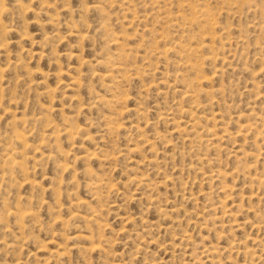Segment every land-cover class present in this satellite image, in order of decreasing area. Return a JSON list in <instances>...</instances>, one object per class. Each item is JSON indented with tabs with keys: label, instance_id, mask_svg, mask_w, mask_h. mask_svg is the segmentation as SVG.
<instances>
[{
	"label": "rangeland",
	"instance_id": "1",
	"mask_svg": "<svg viewBox=\"0 0 264 264\" xmlns=\"http://www.w3.org/2000/svg\"><path fill=\"white\" fill-rule=\"evenodd\" d=\"M0 264H264V0H0Z\"/></svg>",
	"mask_w": 264,
	"mask_h": 264
},
{
	"label": "bare ground",
	"instance_id": "2",
	"mask_svg": "<svg viewBox=\"0 0 264 264\" xmlns=\"http://www.w3.org/2000/svg\"><path fill=\"white\" fill-rule=\"evenodd\" d=\"M118 71H119V69H118Z\"/></svg>",
	"mask_w": 264,
	"mask_h": 264
}]
</instances>
